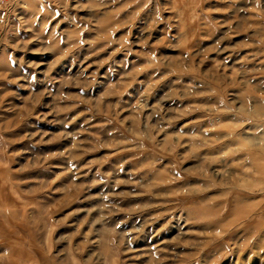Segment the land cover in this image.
<instances>
[{
    "label": "rangeland",
    "instance_id": "1",
    "mask_svg": "<svg viewBox=\"0 0 264 264\" xmlns=\"http://www.w3.org/2000/svg\"><path fill=\"white\" fill-rule=\"evenodd\" d=\"M0 264H264V0H0Z\"/></svg>",
    "mask_w": 264,
    "mask_h": 264
}]
</instances>
